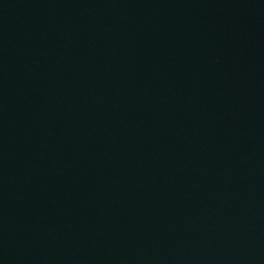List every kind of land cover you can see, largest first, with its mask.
<instances>
[{
    "label": "water",
    "instance_id": "1",
    "mask_svg": "<svg viewBox=\"0 0 264 264\" xmlns=\"http://www.w3.org/2000/svg\"><path fill=\"white\" fill-rule=\"evenodd\" d=\"M0 264H264V0H0Z\"/></svg>",
    "mask_w": 264,
    "mask_h": 264
}]
</instances>
